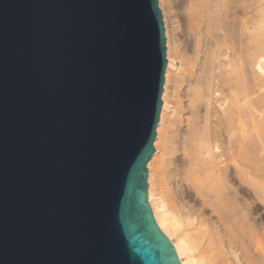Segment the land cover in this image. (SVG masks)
Here are the masks:
<instances>
[{
  "label": "water",
  "instance_id": "obj_1",
  "mask_svg": "<svg viewBox=\"0 0 264 264\" xmlns=\"http://www.w3.org/2000/svg\"><path fill=\"white\" fill-rule=\"evenodd\" d=\"M158 0H0V264H178L147 202Z\"/></svg>",
  "mask_w": 264,
  "mask_h": 264
},
{
  "label": "bare ground",
  "instance_id": "obj_2",
  "mask_svg": "<svg viewBox=\"0 0 264 264\" xmlns=\"http://www.w3.org/2000/svg\"><path fill=\"white\" fill-rule=\"evenodd\" d=\"M240 1L237 6L247 11L252 0ZM229 2L158 0L167 62L147 161V202L178 264H264V172L258 171L264 170L259 166L264 159L251 160L253 153L264 152L262 87H257L262 96L255 95L256 85L264 87V0L252 2L255 18L244 11L239 16ZM171 11L180 28L179 48L166 22ZM176 50L180 64L187 65L178 79L187 80L189 98L181 140L173 136L180 117L165 120Z\"/></svg>",
  "mask_w": 264,
  "mask_h": 264
},
{
  "label": "rangeland",
  "instance_id": "obj_3",
  "mask_svg": "<svg viewBox=\"0 0 264 264\" xmlns=\"http://www.w3.org/2000/svg\"><path fill=\"white\" fill-rule=\"evenodd\" d=\"M225 1H230L229 3H232V6H233V8H234V11L239 15V16H242V15H240V14H242L243 13V11H242V9H244V7L241 5V6H237V4L238 5H240L238 2H240L241 3V1L240 0H238V2H237V0H225ZM242 1H244L245 2V0H242ZM246 1H248V0H246ZM249 1H251V0H249ZM248 1V2H249ZM252 2L253 3H255V0H252ZM252 2H251V4H252ZM237 3V4H236ZM242 4H244L243 2H242ZM247 4V2L244 4V6ZM251 4H249L248 3V5H249V7L248 6H246L245 8H247V11L245 10L244 12L246 13V14H248V17H250V15L252 14L253 16H254V13H256L255 12V10H257V8H256V4H252V8H250V5ZM254 5V6H253ZM241 7H243L242 9H241ZM254 7V8H253ZM236 8V9H235ZM251 9V11H250V9ZM241 10V11H240ZM173 11V10H172ZM168 12V14H167V20H166V22H167V26H168V29H169V32L171 31V33H170V35L172 36L171 38H173V37H175L176 39H171L172 40V42L174 43L173 44V46L174 47H177V48H179V44H181V43H179L178 44V42H179V40H180V28H179V24L177 25L176 23H178L177 22V19L174 17V15H173V12ZM239 13H238V12ZM249 11H250V13H249ZM254 12V13H253ZM244 13V14H245ZM251 15V16H252ZM252 16V17H253ZM256 16H254L253 18H255ZM175 18V19H174ZM171 19V20H170ZM176 20V21H175ZM176 22V23H175ZM176 24V25H173V24ZM170 26H172L171 28H170ZM174 26L177 28V29H174ZM256 26H254V28H255ZM254 28H251V31L249 30V32H251L253 35H256V31H255V29ZM257 30V29H256ZM250 33V34H251ZM251 34V35H252ZM257 34H258V31H257ZM178 40V42H177V44L175 43L176 41ZM181 42V41H180ZM245 43V42H244ZM246 43H247V41H246ZM246 43L243 45V46H245L246 47ZM248 44V43H247ZM249 45H252V44H250L249 43ZM248 47H250V46H248ZM176 49V48H175ZM178 50V49H177ZM177 50H176V54H174L175 56H174V62H175V70L173 69V74L172 73H170V75L171 76H173L172 78H171V80H170V82H169V84H170V91H169V93H170V96H169V100H170V103H172V104H169L170 106H169V108L170 109H172V110H170L169 109V111L167 110V112H165V115H167L166 113H168V118H166L165 120H171L172 118H173V120H179L178 118L180 117V119H181V121H182V123H181V121H179L180 122V124H179V131H178V133L176 132V134L174 133V135L173 136H175V138L177 139H179V140H181L182 139V137L184 136V134H183V132H182V129H183V131L185 130V121H184V119H185V116H188V107L189 106H187V99H189V98H187L186 97V85H187V80H186V82H185V78L183 79V76H182V79L184 80V82H180L181 80H179L180 78H179V76L180 75H178L179 74V71L180 72H182L183 71V69H185V67L187 66V65H185V64H180V61H181V59H179L180 58V56H178L177 57V55H179V53H177ZM248 50H249V48H248ZM250 51V50H249ZM173 52H174V49H173ZM175 53V52H174ZM173 54V53H172ZM177 57V58H176ZM180 60V61H179ZM181 66V67H180ZM178 68V69H177ZM251 69V67H249V70ZM175 71V72H174ZM251 73V70H250V72H249V74ZM181 75H182V73H180ZM252 74V73H251ZM251 74H250V76H251ZM252 76H254L253 74H252ZM181 77V76H180ZM179 78V79H178ZM179 80V82H178V80ZM177 81V82H176ZM263 85V84H262ZM262 85H256L255 87V90L257 91L256 93H255V95L257 94V93H259V92H261V90H258V88L259 89H261V87H262V94L264 93V87L262 86ZM178 87V88H177ZM184 87H185V89H184ZM258 87V88H257ZM177 88V89H176ZM188 91V90H187ZM182 93V94H181ZM260 94V93H259ZM262 94H260V95H258V96H262ZM177 95H179V97L177 96ZM255 95H253V96H255ZM188 96V95H187ZM221 96V95H220ZM264 96V95H263ZM177 98H180L178 101H176L177 100ZM251 98H257V97H252L251 96ZM259 98H261V97H259ZM263 99H264V97H262ZM261 98V99H262ZM186 101V102H185ZM263 103H264V101H262ZM181 103V104H180ZM186 105V106H185ZM189 105V104H188ZM181 106V107H180ZM183 106H185V107H183ZM263 106H264V104H263ZM172 107V108H171ZM173 107H174V109H173ZM178 107H180L178 110L176 109V108H178ZM176 109V110H175ZM173 111H174V113H173ZM170 113V114H169ZM172 113V114H171ZM184 113H186V114H184ZM181 114V115H180ZM184 114V115H183ZM177 115H178V117H177ZM183 115V116H182ZM263 116H264V114H263ZM172 120V121H173ZM172 121L170 122V121H168V123L167 122H165V123H167L165 126H166V130L168 129V130H171L173 127H172ZM247 122H248V120H247ZM263 123H264V120H263ZM249 124H251V122H250V120H249ZM170 125H171V129H169L170 128ZM181 126V127H180ZM248 126V125H247ZM250 126V125H249ZM181 132H182V134H181ZM260 133H263V129L262 130H260L259 131ZM264 134V133H263ZM254 143H257V141H255ZM257 153V152H256ZM260 152H258L257 153V156H256V154L255 153H253L252 154V158H251V160L252 161H255L256 162V160L258 161V159H257V157L259 156V158L261 157L260 155H262V157H263V159H264V152L262 151L260 154H259ZM180 155V153L179 152H177L176 153V155H177V157H178V159H179V155ZM251 155V154H250ZM250 155H249V157H250ZM253 158H255V159H253ZM236 159H237V156H236ZM261 159V158H260ZM237 163L238 162H236V165H237ZM240 165H242V167H243V165L244 164H241L240 163ZM255 166V165H254ZM258 166V165H257ZM259 166H260V168L261 167H264V162H263V160L261 159V161L259 162ZM233 167H235L236 168V166H234L233 165ZM256 167V166H255ZM257 168V167H256ZM256 168H254V169H256ZM242 169V168H241ZM248 169H249V167H248ZM253 168L250 166V170H252ZM254 171V170H253ZM258 171H260V172H264V170L262 169H258ZM257 173V172H256ZM257 174H259V173H257ZM261 174V173H260ZM264 180V179H263Z\"/></svg>",
  "mask_w": 264,
  "mask_h": 264
}]
</instances>
